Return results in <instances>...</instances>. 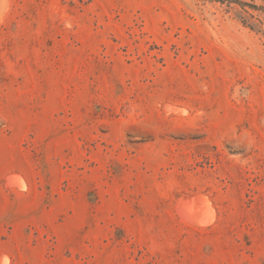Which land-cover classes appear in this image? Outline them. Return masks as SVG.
Masks as SVG:
<instances>
[{
	"label": "rangeland",
	"instance_id": "1",
	"mask_svg": "<svg viewBox=\"0 0 264 264\" xmlns=\"http://www.w3.org/2000/svg\"><path fill=\"white\" fill-rule=\"evenodd\" d=\"M0 264H264V0H0Z\"/></svg>",
	"mask_w": 264,
	"mask_h": 264
},
{
	"label": "trees",
	"instance_id": "2",
	"mask_svg": "<svg viewBox=\"0 0 264 264\" xmlns=\"http://www.w3.org/2000/svg\"><path fill=\"white\" fill-rule=\"evenodd\" d=\"M229 1L234 2V1H237V0H229Z\"/></svg>",
	"mask_w": 264,
	"mask_h": 264
},
{
	"label": "bare ground",
	"instance_id": "3",
	"mask_svg": "<svg viewBox=\"0 0 264 264\" xmlns=\"http://www.w3.org/2000/svg\"><path fill=\"white\" fill-rule=\"evenodd\" d=\"M190 209V208H189ZM208 214V213H207Z\"/></svg>",
	"mask_w": 264,
	"mask_h": 264
}]
</instances>
